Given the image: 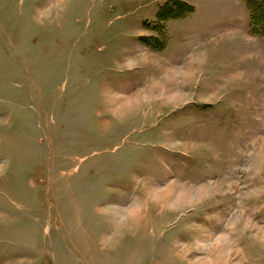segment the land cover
Segmentation results:
<instances>
[{
  "label": "rangeland",
  "instance_id": "374dc122",
  "mask_svg": "<svg viewBox=\"0 0 264 264\" xmlns=\"http://www.w3.org/2000/svg\"><path fill=\"white\" fill-rule=\"evenodd\" d=\"M0 264H264L243 0H0Z\"/></svg>",
  "mask_w": 264,
  "mask_h": 264
},
{
  "label": "trees",
  "instance_id": "16d2710c",
  "mask_svg": "<svg viewBox=\"0 0 264 264\" xmlns=\"http://www.w3.org/2000/svg\"><path fill=\"white\" fill-rule=\"evenodd\" d=\"M249 11V30L264 38V13L262 0H243Z\"/></svg>",
  "mask_w": 264,
  "mask_h": 264
}]
</instances>
